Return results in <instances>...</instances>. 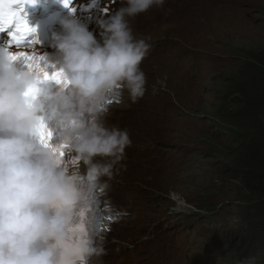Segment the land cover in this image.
Returning a JSON list of instances; mask_svg holds the SVG:
<instances>
[{
  "label": "clouds",
  "instance_id": "1",
  "mask_svg": "<svg viewBox=\"0 0 264 264\" xmlns=\"http://www.w3.org/2000/svg\"><path fill=\"white\" fill-rule=\"evenodd\" d=\"M22 1L11 0L12 10L22 11ZM168 1L69 0L66 7L58 0L60 29L40 14L37 30L54 35L45 45H31L29 37L19 46L0 45V264H145L154 259V264H179L175 249L187 255L186 233L200 225L195 219L174 218L167 227L169 238L165 230L154 235L144 227L150 220L167 218L169 211L173 214L171 199L178 209L185 204L172 193L179 180L173 168L156 164L147 172L138 156L131 167L113 171L117 164L123 167L132 144L128 130L121 128L128 104L146 96L157 68L175 71L182 63L163 56L156 66L150 64L164 38L155 28L170 22ZM30 12L38 22L39 13ZM13 53L34 57L35 67L13 61ZM45 69L62 70L61 82L45 80ZM32 85L39 91L26 97ZM42 132L51 133L44 142ZM205 161L203 156L196 159L199 166ZM132 182L156 199L154 210L127 203ZM185 184L192 187L190 181ZM112 190L121 195V204L113 203ZM229 203L221 200L217 206L223 216ZM135 212L141 221L124 224L125 214ZM176 222L183 231L175 232ZM237 223L236 218L232 224L223 219L213 226L218 234L228 233L233 264L254 262L238 261ZM216 236L204 237L207 248L224 254L228 245L210 244ZM115 239L121 241L117 248L128 247L137 258L124 261L109 254ZM138 242L146 243L148 254H138Z\"/></svg>",
  "mask_w": 264,
  "mask_h": 264
},
{
  "label": "rangeland",
  "instance_id": "2",
  "mask_svg": "<svg viewBox=\"0 0 264 264\" xmlns=\"http://www.w3.org/2000/svg\"><path fill=\"white\" fill-rule=\"evenodd\" d=\"M165 8L167 13L169 11L170 22L155 28V33H163L164 38L158 42V51L151 57L150 64L156 66L163 56L177 57L182 63L175 71L157 68L149 80L146 96L128 104L126 124L121 128L128 130L132 144L126 149L121 162L123 167L117 164L113 171L131 167L138 156L146 163L144 170L147 172L156 164L173 168L179 180L172 193L178 194L185 204L178 209L171 199L173 214L166 209L165 216L169 211L167 218L150 220L144 224L145 229L154 235H162L165 230L169 238L171 233L167 227L173 225L174 218L195 219L200 225L186 233L190 239L183 247L189 249L187 255L181 256L176 249L174 251L181 260L179 264H233L229 258V235L223 231L218 234L213 223L223 217L222 206L217 209L221 200L227 199L231 206L237 204L240 189L238 182L222 181L217 172L210 137L212 133L222 134V130L214 127L211 106L218 94L217 84L222 75L237 66L244 44L264 40V0H170ZM139 25L137 22V29ZM201 156L206 159L204 166L196 162ZM187 181L192 182V187L185 184ZM148 195L132 182L127 203L132 204V208L144 204L149 211L154 210L152 204H156V199ZM110 196L113 203L121 204V195L115 190L110 191ZM223 218L232 224L235 215L228 212ZM133 220L136 224L141 216L136 212L125 214L123 222ZM180 224L176 222L175 232L183 231ZM207 234L217 235L210 238L212 247L228 245L224 254L207 248L204 240ZM112 244L116 247L109 252L112 256L118 255L124 261L137 258L134 250L117 248L121 246L119 239ZM137 244L138 254L141 251L148 254L146 243ZM105 255L108 260L106 252ZM154 262L155 259L145 264Z\"/></svg>",
  "mask_w": 264,
  "mask_h": 264
},
{
  "label": "trees",
  "instance_id": "3",
  "mask_svg": "<svg viewBox=\"0 0 264 264\" xmlns=\"http://www.w3.org/2000/svg\"><path fill=\"white\" fill-rule=\"evenodd\" d=\"M241 52L217 84L211 120L222 134L210 140L221 180L239 184L237 204L226 210L239 222L238 261L264 264V40L246 42Z\"/></svg>",
  "mask_w": 264,
  "mask_h": 264
},
{
  "label": "snow or ice",
  "instance_id": "4",
  "mask_svg": "<svg viewBox=\"0 0 264 264\" xmlns=\"http://www.w3.org/2000/svg\"><path fill=\"white\" fill-rule=\"evenodd\" d=\"M65 6H69V0H64ZM75 10V9H73ZM26 28V24L23 23V18L20 16V14L16 11L11 10L10 8H5V10L0 13V33H7L9 39V45L15 44L17 46L21 45L22 43L27 42V31H24ZM31 31H35V29H31ZM10 58L13 61H21L23 62L25 67H35L34 57L28 56V55H22L17 56L15 53H13ZM42 59H46V57H41ZM43 78L45 80H53L57 83L61 82L63 79V73L62 70H57L55 72H47L46 69L44 70V76ZM39 88L36 85H32L26 90L25 96H34L36 93H38ZM42 128L44 126H41ZM51 136V133L48 132L46 135L44 132L41 133V140L44 142L46 138H49Z\"/></svg>",
  "mask_w": 264,
  "mask_h": 264
}]
</instances>
